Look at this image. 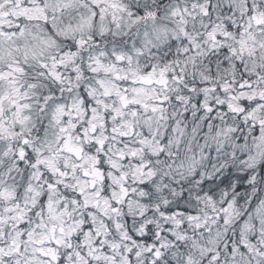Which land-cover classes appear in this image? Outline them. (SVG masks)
<instances>
[{
    "label": "clouds",
    "instance_id": "9594fccd",
    "mask_svg": "<svg viewBox=\"0 0 264 264\" xmlns=\"http://www.w3.org/2000/svg\"><path fill=\"white\" fill-rule=\"evenodd\" d=\"M0 264H264V0H0Z\"/></svg>",
    "mask_w": 264,
    "mask_h": 264
}]
</instances>
